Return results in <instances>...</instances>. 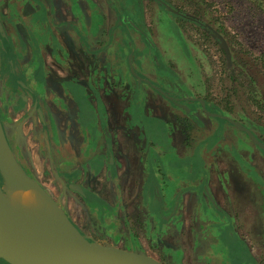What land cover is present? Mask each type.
Here are the masks:
<instances>
[{
    "label": "rangeland",
    "instance_id": "obj_1",
    "mask_svg": "<svg viewBox=\"0 0 264 264\" xmlns=\"http://www.w3.org/2000/svg\"><path fill=\"white\" fill-rule=\"evenodd\" d=\"M114 4L121 24L117 29L123 34V58L116 57V63L140 72L130 71L137 78L130 84L109 86L107 92L116 89L127 96L130 91L132 99L126 107L124 101L121 107L116 99L107 101V126L102 117L106 108L95 112L87 106H97L96 97L107 105L102 95L92 88L86 97L77 93L79 103L75 101L77 80L71 69L63 77L53 68L49 90L46 83L38 95L31 94L20 75L10 24L0 16L8 35L6 39L0 34V120L19 168L51 197L81 236L97 246L146 255L163 264H264V229L246 224L255 211L225 213L216 206L210 209L202 197L199 212L192 214L212 222L208 243L198 242L192 228L188 235V229L180 235L182 228L168 221L176 209L182 211L178 216L186 214L190 197L207 192L204 166L212 157L232 155L241 171L259 177L250 159L243 157L241 144L225 142L221 134L210 137L201 125L190 133L193 138L180 155L176 141L180 128L166 116L175 105L170 94L188 97L196 86L197 97L217 106L213 112L249 129L264 144V62L256 59L264 56V12L249 0H114ZM180 14L197 18L199 24ZM94 21L99 36L106 26L102 20ZM211 31L228 42L232 60L227 62ZM104 35L105 44H112L108 63L112 72V53L119 50L113 34ZM158 96L167 108L153 99ZM97 116L104 119L99 124ZM251 146L257 165L264 169V151ZM1 182L8 202L18 206L9 183L3 177ZM70 185L81 186L86 196ZM0 264L9 263L0 258Z\"/></svg>",
    "mask_w": 264,
    "mask_h": 264
},
{
    "label": "crops",
    "instance_id": "obj_2",
    "mask_svg": "<svg viewBox=\"0 0 264 264\" xmlns=\"http://www.w3.org/2000/svg\"><path fill=\"white\" fill-rule=\"evenodd\" d=\"M115 6L114 0H0V16L10 24L11 44L20 65V75L24 76L28 88L38 95V91L40 92V89H43L49 79V69L56 68L63 77H66L71 69V71H74V78L77 80L75 81V84H77L75 87L76 93L73 95L77 101L78 95L84 92V97H86L91 93V91L87 93L86 90L93 88L97 94L102 95L105 102L116 99L120 103V107L122 101H124L125 107L129 106L132 99L130 91L127 96L121 91L116 92V89L107 92L112 84L124 82L130 84L132 79L136 78L130 71L140 70L135 67L130 69L128 63L127 68L123 69L116 63V57L123 58V44H121V42L123 43V34L117 29L121 24L120 19L113 13L112 8ZM157 13L160 14V12L155 14L157 15ZM155 18L156 16H154ZM96 19L98 23L101 20L104 21L106 26L104 31L113 34V41L116 43L114 47L119 50V52L115 50L114 55L112 53V57H115L112 63V72L109 71L111 65H108L111 62L112 44L107 46L105 41L102 40V36H105L104 31L99 35L101 36L99 40L95 30L94 20ZM74 22L76 28L72 24ZM133 23L137 26L135 22ZM14 25H17L18 28ZM159 29L158 25L157 30ZM140 31L143 32L141 29ZM182 36L187 41L184 32ZM187 60L188 63L192 62L190 58ZM53 70L55 71V69ZM123 70H126L125 75L120 72ZM194 80L197 81V77ZM195 87L191 88L192 94L188 97L170 94L175 105L170 108L169 115L165 113L169 119L175 122L176 127L180 128V135L176 134L179 154L183 155L185 153V144L193 138L190 137V133L195 128L199 130V125H201L210 137L215 136L214 134H221L224 138L223 141L241 144L244 148L243 157L250 159L259 179L241 171L239 161L232 155L225 154L219 158L212 157L211 160L205 161L204 166L207 172V176L204 178L207 192H203V194L199 192L190 197L189 209L185 211L186 214L180 217L178 213L182 211L178 212L176 209L173 219L169 218L168 221L175 227L182 228L179 232L180 235H184L185 229L189 230L186 233L188 235L192 228L191 234L196 236L198 242L205 241L208 243L206 238L212 236L209 231L212 222H203L198 215L192 214L199 212L198 204L202 202L200 199L204 197V200H206L204 202L210 209L216 206L218 211L225 213L255 211L256 215L247 218L246 224L248 225L251 222L254 227L259 225L264 229V169L257 165L254 157L255 150L251 144L257 145L246 133L227 121L221 113L213 112L214 107L217 106L197 97L194 92ZM77 93L78 95H76ZM108 93L111 94L110 97L107 95ZM153 99L165 106L160 97ZM94 100H96L97 106L90 103L87 106L95 112L96 108H106L107 111L102 117H105H103L106 122L104 124L107 126L109 119L106 120L107 115L105 114L109 110L108 102L107 105L103 106L97 97ZM150 100V98H147L146 101L150 103ZM202 105H204V108ZM162 106L159 109L166 111ZM165 107L167 108V106ZM97 118V124L104 120L98 116ZM95 131H103V129L96 127ZM256 179H258L260 185ZM208 192L211 194L212 200L208 196ZM238 205L240 206L239 210L231 208V206ZM239 233L242 241H245L246 238L243 239L240 227ZM248 236L251 237V235ZM212 251L215 252L214 247Z\"/></svg>",
    "mask_w": 264,
    "mask_h": 264
},
{
    "label": "bare ground",
    "instance_id": "obj_3",
    "mask_svg": "<svg viewBox=\"0 0 264 264\" xmlns=\"http://www.w3.org/2000/svg\"><path fill=\"white\" fill-rule=\"evenodd\" d=\"M0 156L9 168L10 188L18 203V206L12 207L8 201L2 202L3 214L8 220L16 251L19 254L47 257L52 250L51 244L55 241H82L83 237L63 212L24 176L15 156L7 150L2 139Z\"/></svg>",
    "mask_w": 264,
    "mask_h": 264
},
{
    "label": "water",
    "instance_id": "obj_4",
    "mask_svg": "<svg viewBox=\"0 0 264 264\" xmlns=\"http://www.w3.org/2000/svg\"><path fill=\"white\" fill-rule=\"evenodd\" d=\"M0 34L3 38L5 37L7 38V33L5 31V27L1 19H0ZM226 120L231 122L242 132L246 133L250 137V139L257 145V147H259L261 150L264 151V144L255 136V134L252 131L230 119H226ZM0 139L3 140L7 150L11 153V148L8 144L1 120H0ZM1 177H3L9 183L10 186L11 174L7 164L1 159L0 156V258L6 261L7 263L9 264H110V263L162 264L158 260L146 255L118 250L109 247L97 246L85 240L84 237L82 241L53 242L51 244V249H52L51 253L47 257L31 256L27 253L19 254L12 243L11 234L8 228L9 223L3 214L2 202L9 200L2 186ZM70 187L71 189L80 193L81 195L86 196L85 191L83 190L82 187L76 185H71ZM45 195L57 208H59V206L51 199V197L48 194L45 193ZM208 196L212 200L211 194L209 192H208ZM63 214L67 218L64 212ZM70 223L72 222L70 221Z\"/></svg>",
    "mask_w": 264,
    "mask_h": 264
},
{
    "label": "trees",
    "instance_id": "obj_5",
    "mask_svg": "<svg viewBox=\"0 0 264 264\" xmlns=\"http://www.w3.org/2000/svg\"><path fill=\"white\" fill-rule=\"evenodd\" d=\"M249 2L255 7L258 8L260 11L264 12V0H249ZM213 33V31H211ZM213 37L214 39L217 41V43L220 45L221 51L223 52L227 62L228 60H232V54L230 53V49L228 46V42H226V40L220 38L216 33H213ZM238 46H240V43H236ZM230 58V59H229ZM257 60H261L263 59L264 62V56L263 57H259L256 58ZM227 65V64H226ZM242 67H244V65H242ZM245 69L242 68L241 74L244 75L243 73H245Z\"/></svg>",
    "mask_w": 264,
    "mask_h": 264
},
{
    "label": "flooded vegetation",
    "instance_id": "obj_6",
    "mask_svg": "<svg viewBox=\"0 0 264 264\" xmlns=\"http://www.w3.org/2000/svg\"><path fill=\"white\" fill-rule=\"evenodd\" d=\"M158 3H160V2H158ZM171 14V13H170ZM172 15V14H171ZM174 15V14H173ZM180 17H183V19H186V20H188V21H191V22H193V23H195V24H199V20L197 19V18H195V17H189V16H187V15H182L181 16V14H180ZM2 21V20H1ZM5 27V26H4ZM5 31H6V29H5ZM8 36V35H7ZM6 38V37H5ZM8 38V37H7ZM6 38V39H7ZM50 71H52V69H49V73H50ZM48 77H49V74H48ZM50 81H51V79H50V77H49V79H48V81H47V83H50ZM58 83V82H57ZM56 83V84H57ZM28 87V86H27ZM30 89V88H29ZM48 90H49V84H48ZM30 91H31V94L33 95V96H35L36 95V93H35V91H33L32 89H30ZM75 99V101H77V99L76 98H74ZM77 103H79L78 101H77ZM47 109H48V111H50L49 110V108L47 107ZM183 111V110H182ZM184 112V111H183ZM43 115L41 114V117H42ZM42 119L44 120V118L42 117ZM263 143V142H262ZM71 186V185H70ZM77 186V185H76ZM81 187V186H80ZM161 263V262H160ZM163 264V263H162Z\"/></svg>",
    "mask_w": 264,
    "mask_h": 264
}]
</instances>
